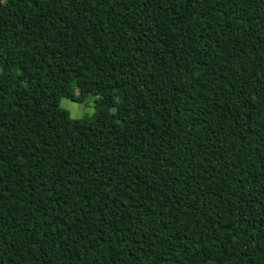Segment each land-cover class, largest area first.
<instances>
[{
  "label": "trees",
  "instance_id": "16d2710c",
  "mask_svg": "<svg viewBox=\"0 0 264 264\" xmlns=\"http://www.w3.org/2000/svg\"><path fill=\"white\" fill-rule=\"evenodd\" d=\"M0 65V264H264V0H0Z\"/></svg>",
  "mask_w": 264,
  "mask_h": 264
},
{
  "label": "rangeland",
  "instance_id": "374dc122",
  "mask_svg": "<svg viewBox=\"0 0 264 264\" xmlns=\"http://www.w3.org/2000/svg\"><path fill=\"white\" fill-rule=\"evenodd\" d=\"M2 67L0 65V74ZM94 97H89L84 103H76L69 99H61L60 107L67 111L73 120H80L84 117L93 116L96 111V103Z\"/></svg>",
  "mask_w": 264,
  "mask_h": 264
}]
</instances>
